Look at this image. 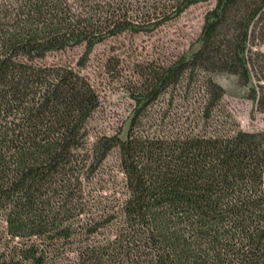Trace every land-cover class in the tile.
Returning a JSON list of instances; mask_svg holds the SVG:
<instances>
[{"label":"trees","instance_id":"trees-1","mask_svg":"<svg viewBox=\"0 0 264 264\" xmlns=\"http://www.w3.org/2000/svg\"><path fill=\"white\" fill-rule=\"evenodd\" d=\"M201 1L0 0V264H264V131L219 123L227 91L214 77L248 87L253 68L263 73L252 45L264 38V0H211L200 48L149 70L126 138L90 143L95 88L41 62L85 45L83 66L99 43ZM197 82L204 94L187 114L140 128L145 106ZM114 149L124 190L90 204L85 181Z\"/></svg>","mask_w":264,"mask_h":264},{"label":"rangeland","instance_id":"rangeland-1","mask_svg":"<svg viewBox=\"0 0 264 264\" xmlns=\"http://www.w3.org/2000/svg\"><path fill=\"white\" fill-rule=\"evenodd\" d=\"M214 4L211 0L201 1L156 27L150 25L151 30H128L111 37L95 46L83 66L80 63L85 45L47 54L42 63L73 67L93 85L99 95L100 105L87 123L90 143L103 135L120 133L122 138H126L131 120L140 108L135 98L141 95L142 84L149 70L182 57L189 58L200 48L205 17ZM252 50L264 54V38L255 39ZM260 55L258 64L264 59ZM252 71L248 87L242 86L234 75L214 74L227 91L222 105L217 109V120L226 129L239 127L251 132L264 131V71L259 72V67ZM197 83L161 94L145 106L140 111V128L152 133L160 132L167 125L174 124L180 115L187 114L189 103L198 101L204 94V87ZM124 183L120 153L114 149L85 181V196L90 204H110L124 190ZM3 224L0 219V250L5 240Z\"/></svg>","mask_w":264,"mask_h":264}]
</instances>
